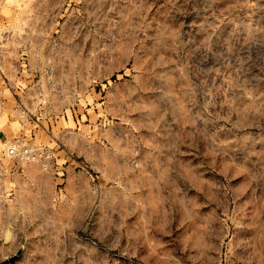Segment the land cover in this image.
Listing matches in <instances>:
<instances>
[{
  "label": "rangeland",
  "instance_id": "374dc122",
  "mask_svg": "<svg viewBox=\"0 0 264 264\" xmlns=\"http://www.w3.org/2000/svg\"><path fill=\"white\" fill-rule=\"evenodd\" d=\"M0 156V264H264V0H0Z\"/></svg>",
  "mask_w": 264,
  "mask_h": 264
},
{
  "label": "built area",
  "instance_id": "2783aa9c",
  "mask_svg": "<svg viewBox=\"0 0 264 264\" xmlns=\"http://www.w3.org/2000/svg\"><path fill=\"white\" fill-rule=\"evenodd\" d=\"M7 154L18 159H34L37 157L35 149L29 145H25L20 139H16L10 143Z\"/></svg>",
  "mask_w": 264,
  "mask_h": 264
},
{
  "label": "crops",
  "instance_id": "0c3cea01",
  "mask_svg": "<svg viewBox=\"0 0 264 264\" xmlns=\"http://www.w3.org/2000/svg\"><path fill=\"white\" fill-rule=\"evenodd\" d=\"M3 160H4L3 157L0 156V165L2 164V162H4Z\"/></svg>",
  "mask_w": 264,
  "mask_h": 264
}]
</instances>
